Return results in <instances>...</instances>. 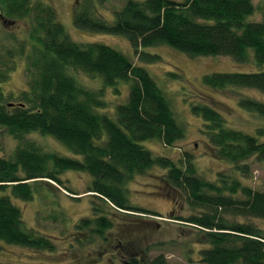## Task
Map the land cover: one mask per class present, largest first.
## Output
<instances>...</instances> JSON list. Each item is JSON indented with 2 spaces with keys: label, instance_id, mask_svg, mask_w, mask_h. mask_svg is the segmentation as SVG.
<instances>
[{
  "label": "trees",
  "instance_id": "obj_1",
  "mask_svg": "<svg viewBox=\"0 0 264 264\" xmlns=\"http://www.w3.org/2000/svg\"><path fill=\"white\" fill-rule=\"evenodd\" d=\"M7 13L30 16L33 29L32 51L26 55L29 89L24 100L5 102L2 83L16 66L10 61L25 55L28 40L0 47V126L7 127L20 141L32 131L51 134L83 159L45 152L34 143L20 145L13 155H0V239L39 250L54 251L46 235L24 224L23 212L13 198L30 200L37 185H64L61 174L67 169L86 171L92 176L87 191L102 200L94 206L101 215L79 221L78 227L92 226L102 233L112 227L110 209L147 212L130 202L128 183L137 173L153 166L168 169L170 186L187 190L199 214L185 217L203 230L206 243L198 264H264V228L253 221L229 220L227 215L264 219V190L244 184L220 172V182L212 183L197 174L190 156L185 167L167 155H156L142 144L159 139L173 146L185 136L164 90L147 68L135 64L122 51L102 42L73 40L43 1L4 0ZM98 0L80 3L75 10L77 27L125 35L143 60L158 59L144 49L168 45L190 56L229 55L249 61L252 52L264 65V18L253 0H126L110 21L100 12ZM264 14V3L259 7ZM75 71L100 76L103 86L120 81L130 84L126 102L117 105L115 116L98 111L107 104L103 89L92 90L77 80ZM204 82L216 87L245 86L264 92V69L250 72H214ZM202 99V98H201ZM241 105L264 114V103L250 98ZM204 119V130L218 153L229 157L237 170L247 171L245 160L255 155L264 160V141L257 135L229 128L223 114L206 100L192 104ZM241 192L243 197H237ZM108 209V211H107ZM145 210V211H143ZM92 220V221H91ZM93 222V223H92ZM151 260V259H150ZM149 264H167L159 255ZM129 264H144L131 254Z\"/></svg>",
  "mask_w": 264,
  "mask_h": 264
},
{
  "label": "rangeland",
  "instance_id": "obj_2",
  "mask_svg": "<svg viewBox=\"0 0 264 264\" xmlns=\"http://www.w3.org/2000/svg\"><path fill=\"white\" fill-rule=\"evenodd\" d=\"M32 1H43L44 6L52 7L73 40L111 45L135 64L145 66L155 78L186 134L173 146H165L159 139L142 141L144 146L156 155L172 157L181 167L187 163L185 155L190 156L199 177L209 182L221 183L220 172H224L230 178H238L244 184L264 190V160L252 155L245 160L247 171L237 170L229 157L218 153L216 145L210 140V133L204 130V119L192 110L194 102L206 100L223 114L229 128L257 135L264 141V114L241 105L244 98L264 103L263 91L245 86L216 87L204 82V77L209 73L263 70L264 65L255 61L253 52L249 61L239 62L229 55L194 57L168 45H158L144 49L158 55V59L146 61L123 34L77 27L75 10L81 2L90 0ZM98 1L97 11L110 21L126 2ZM253 2L258 8L250 18L262 21L264 14L259 7L264 0ZM6 7L7 3L0 0V12L4 15V18H0V46L10 43L16 48V43L28 40L25 55L9 59L16 62V66L5 75L1 86L5 102H19L24 100L23 93L29 89L26 55L32 51L34 23L30 16L8 14ZM75 74L78 82L86 87L96 91L103 89L100 76H89L82 71H75ZM129 91L130 84L124 81L115 86H105L103 99L107 104L98 111L115 116L117 105L127 101ZM27 143H34L45 152L83 159L82 155L75 154L51 134L32 131L20 141L7 127L0 126V155L11 156L20 145ZM167 172L168 169L153 166L145 173H137L127 185L129 199L132 205L147 212L112 208L106 214L113 218L114 224L102 233L94 231L96 224L78 227L80 220L101 215L94 206L103 207L102 200L94 196L95 193L87 191L92 176L86 171L67 169L61 174L64 185L51 180L53 186L45 183L37 185L30 200L13 198L23 212L25 226L50 237L55 249L39 250L0 239V264H129L131 254L144 264H149L150 259L152 261L159 255L165 256L167 264H198L201 250L206 245L202 238L203 230L187 222L185 217L200 214L203 208L192 207L187 190L170 186L165 179ZM236 196L243 197V194L239 192ZM227 217L231 221H253L264 228V219L261 218L251 219L241 215Z\"/></svg>",
  "mask_w": 264,
  "mask_h": 264
},
{
  "label": "water",
  "instance_id": "obj_3",
  "mask_svg": "<svg viewBox=\"0 0 264 264\" xmlns=\"http://www.w3.org/2000/svg\"><path fill=\"white\" fill-rule=\"evenodd\" d=\"M0 18H4V15L2 12H0Z\"/></svg>",
  "mask_w": 264,
  "mask_h": 264
}]
</instances>
